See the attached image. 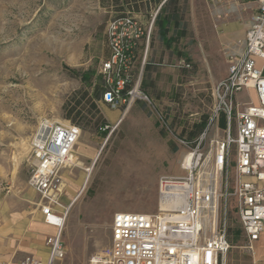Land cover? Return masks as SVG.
<instances>
[{
  "label": "rangeland",
  "instance_id": "374dc122",
  "mask_svg": "<svg viewBox=\"0 0 264 264\" xmlns=\"http://www.w3.org/2000/svg\"><path fill=\"white\" fill-rule=\"evenodd\" d=\"M180 2L184 14L187 4ZM223 10L211 0H193L188 68L180 66L181 59H168L144 69L138 48L131 74L156 112L142 101L111 108L94 97V89L104 85L107 24L115 15L108 0H0V221L26 223L40 216V196L28 178L30 140L42 119L82 129L75 163L62 171L61 204L68 210L63 255L53 264H90L91 255L109 243L115 212H155L158 179L184 175L180 162L187 143L204 131L213 87L227 75L230 55L243 47L242 39H223L229 19ZM131 15L149 25L145 17ZM238 100L256 102V94L243 91ZM76 101L82 112L72 120L64 106ZM214 132L207 131L206 147ZM218 134L224 135L221 129ZM87 150L93 156L83 155ZM226 203L230 247L223 264H264L263 252L245 247L233 200ZM27 257L32 256L22 261Z\"/></svg>",
  "mask_w": 264,
  "mask_h": 264
},
{
  "label": "built area",
  "instance_id": "2783aa9c",
  "mask_svg": "<svg viewBox=\"0 0 264 264\" xmlns=\"http://www.w3.org/2000/svg\"><path fill=\"white\" fill-rule=\"evenodd\" d=\"M153 20L144 27L127 13L108 21L109 56L101 63V101L111 108L142 101L157 112L152 97L131 74L138 43L144 38L148 46ZM258 60L264 62V0H259L245 32L243 50L230 55L227 75L213 87L214 102L204 131L187 143L180 162L184 175L158 179L155 212H115L109 243L91 255L90 264H223L230 247L228 199L233 200L245 247L254 254L264 232V74ZM179 62L190 66L185 59ZM247 90L255 92L256 102L238 100ZM221 117L224 128L219 126ZM211 127L215 132L206 147ZM81 131L70 121L42 119L31 137L28 184L40 196L44 223L55 233L45 240L46 261L27 257L20 264H53L63 255L61 233L68 209L61 204L62 171L75 163ZM162 200L178 204L161 206Z\"/></svg>",
  "mask_w": 264,
  "mask_h": 264
},
{
  "label": "crops",
  "instance_id": "0c3cea01",
  "mask_svg": "<svg viewBox=\"0 0 264 264\" xmlns=\"http://www.w3.org/2000/svg\"><path fill=\"white\" fill-rule=\"evenodd\" d=\"M148 1V10L144 7L138 11H132L133 14L145 17L146 25L153 17L155 19L166 0H158L157 3L156 0ZM178 1L180 5L182 0ZM213 2L221 5L224 8L223 17L229 18L223 24V39L232 44L242 39L243 47L240 50L242 51L245 32L251 23L252 16L258 10L259 0H214ZM186 4L184 14L180 11L181 8L177 10L180 26L175 31L174 27H170L169 32L162 36L153 20L148 46L146 47L144 38L139 41V57L142 59L143 67L147 66V70L150 66L165 65L168 59H185L189 60L188 62H193V0H186ZM184 23L186 24L185 32L182 33ZM257 64L264 74V62L258 60ZM83 155L93 156V152L87 150ZM39 213L40 216L36 220L26 223H22L18 219H13V223L0 221V264H20L26 256L46 261L48 246L45 244V240L55 233V228L44 223L40 209ZM255 249L264 253V236H261L255 243Z\"/></svg>",
  "mask_w": 264,
  "mask_h": 264
},
{
  "label": "trees",
  "instance_id": "16d2710c",
  "mask_svg": "<svg viewBox=\"0 0 264 264\" xmlns=\"http://www.w3.org/2000/svg\"><path fill=\"white\" fill-rule=\"evenodd\" d=\"M109 4L112 6V10L114 11V17H122L127 13H132V11H138L141 8L149 9V1L148 0H108ZM158 0H156V3ZM183 3H186V0H183ZM104 6V1H103ZM181 8V12L184 9V6L180 7L178 0H166L162 7L159 9L158 13L155 16L154 23L159 28V33L164 36L170 30V27H174V31L178 26L179 23V16H178V9ZM129 11V12H128ZM184 23L182 25V33L185 32ZM163 32V33H162ZM144 69H147V66H144ZM103 92V87H96L94 89V97L96 100H101ZM96 108V105H92ZM66 105L64 106L66 113L65 117L74 120V116H78L81 114L82 109L79 107V101H76L73 105H71L68 109H66ZM74 114V115H73ZM220 128L225 127V122L223 117H221L219 122Z\"/></svg>",
  "mask_w": 264,
  "mask_h": 264
},
{
  "label": "bare ground",
  "instance_id": "6f19581e",
  "mask_svg": "<svg viewBox=\"0 0 264 264\" xmlns=\"http://www.w3.org/2000/svg\"><path fill=\"white\" fill-rule=\"evenodd\" d=\"M73 158H74V156H73ZM17 169V167H16V165H15V167H14V171ZM87 172L88 173H90V171H92V167L90 166V167H88L87 169ZM88 176L89 175H86V178H85V180H84V183H86L87 182V180H88ZM167 204L169 205H171V206H173V205H177L178 204V201H173V202H167L166 200H162V202H161V206H167Z\"/></svg>",
  "mask_w": 264,
  "mask_h": 264
}]
</instances>
